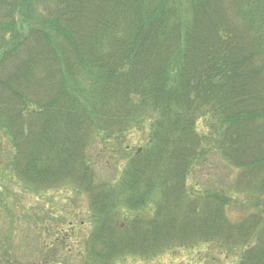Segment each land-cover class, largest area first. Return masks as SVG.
Instances as JSON below:
<instances>
[{"label": "trees", "instance_id": "1", "mask_svg": "<svg viewBox=\"0 0 264 264\" xmlns=\"http://www.w3.org/2000/svg\"><path fill=\"white\" fill-rule=\"evenodd\" d=\"M208 114L225 159L263 174L264 0H0V149L14 148L0 168L30 190L86 196L87 264L253 234L257 218L227 217L231 195L185 186ZM154 115L121 180L100 179L110 141ZM260 246L240 264H264Z\"/></svg>", "mask_w": 264, "mask_h": 264}, {"label": "rangeland", "instance_id": "2", "mask_svg": "<svg viewBox=\"0 0 264 264\" xmlns=\"http://www.w3.org/2000/svg\"><path fill=\"white\" fill-rule=\"evenodd\" d=\"M154 119L155 115L140 117L138 124L123 138L110 141L109 153L96 165L100 179L113 183L121 180L131 155L138 147L146 146L151 141L149 135ZM214 125L216 123L210 114L197 122V132L204 138L203 143L208 151L194 163L185 186L189 195L194 197L210 192L231 195L230 204L225 210L227 217L236 226L250 216L257 218L259 222L253 234L246 242L241 241L242 245L235 247L202 242L179 246L153 259L128 257L116 264H240L247 251L257 252L260 245L263 246L264 188L261 191L257 185L260 182L264 184V169L261 170L263 174L256 175L258 166L253 172L232 166L215 147L214 133L211 132ZM97 146L99 148L101 145ZM0 152V166L6 167L14 152L13 145L6 144ZM246 173L247 178H244ZM247 181L253 187H247ZM121 208L124 211L128 209ZM96 220L83 193L64 189L44 192L30 190L0 168V264L6 259V248L11 251L7 256L20 264H87L83 252L97 224ZM57 240L58 244H55Z\"/></svg>", "mask_w": 264, "mask_h": 264}]
</instances>
